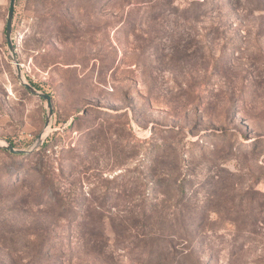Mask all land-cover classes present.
I'll return each instance as SVG.
<instances>
[{"label":"rangeland","instance_id":"rangeland-1","mask_svg":"<svg viewBox=\"0 0 264 264\" xmlns=\"http://www.w3.org/2000/svg\"><path fill=\"white\" fill-rule=\"evenodd\" d=\"M9 1L0 264H264V0Z\"/></svg>","mask_w":264,"mask_h":264},{"label":"water","instance_id":"water-1","mask_svg":"<svg viewBox=\"0 0 264 264\" xmlns=\"http://www.w3.org/2000/svg\"><path fill=\"white\" fill-rule=\"evenodd\" d=\"M15 1L16 0H10L9 1V8H8V13H7L6 28H5V36H6L7 47H8V50L10 52L11 59L14 61L15 65H16L17 76H18V79L20 80L21 84L30 93H32L33 95H36V96L46 100L48 114H47L46 119H45V126H47L49 124L50 116L52 115V99H51V95L48 94V93L41 92V91L37 90L36 88L31 86L29 83H27V82H25L23 80V77L21 75L20 63L18 62V60L16 58L15 46H14V43L12 41V35H11L12 34V22H13ZM38 141H39V143L41 142V136H39ZM3 147L6 150L10 151L11 153H15V154L29 153V152H26L23 149L15 148L10 143H7V144L3 145Z\"/></svg>","mask_w":264,"mask_h":264},{"label":"trees","instance_id":"trees-1","mask_svg":"<svg viewBox=\"0 0 264 264\" xmlns=\"http://www.w3.org/2000/svg\"><path fill=\"white\" fill-rule=\"evenodd\" d=\"M13 156H19V155H24V154H15V153H12Z\"/></svg>","mask_w":264,"mask_h":264}]
</instances>
